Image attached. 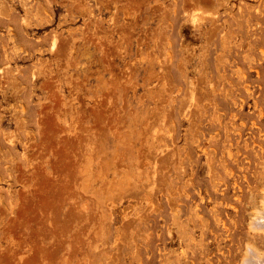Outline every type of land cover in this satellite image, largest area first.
Here are the masks:
<instances>
[{"label": "rangeland", "instance_id": "obj_1", "mask_svg": "<svg viewBox=\"0 0 264 264\" xmlns=\"http://www.w3.org/2000/svg\"><path fill=\"white\" fill-rule=\"evenodd\" d=\"M260 204L264 0H0V264H240Z\"/></svg>", "mask_w": 264, "mask_h": 264}, {"label": "bare ground", "instance_id": "obj_2", "mask_svg": "<svg viewBox=\"0 0 264 264\" xmlns=\"http://www.w3.org/2000/svg\"><path fill=\"white\" fill-rule=\"evenodd\" d=\"M228 154H230V156L232 157L233 153L231 150H229ZM261 206L262 205L260 204V207ZM258 207H256V208H258ZM260 207L257 210L255 209V211H256V215L254 214L255 216L252 214L254 216V218L253 219L251 218L252 220H251L250 228L253 230V232H255L254 234H256V232H257V234L259 235L258 232H262V233H260V235L261 234L263 235V233H264V205H263V207H261V208ZM253 242L247 243V246H246L247 250H246V253H245L244 257L242 258V261L240 262V264H264V249H261L262 247L259 248Z\"/></svg>", "mask_w": 264, "mask_h": 264}]
</instances>
